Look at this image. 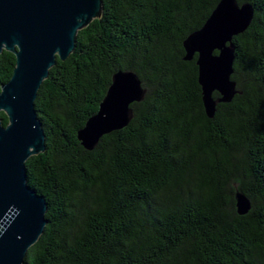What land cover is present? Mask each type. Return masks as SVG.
Listing matches in <instances>:
<instances>
[{"label":"trees","instance_id":"16d2710c","mask_svg":"<svg viewBox=\"0 0 264 264\" xmlns=\"http://www.w3.org/2000/svg\"><path fill=\"white\" fill-rule=\"evenodd\" d=\"M100 1L33 101L44 151L25 160V183L43 197L45 225L21 264H264V0H236L253 10L232 38L237 93L211 119L181 42L218 0ZM13 65L1 51L0 85ZM116 70L135 73L143 97L86 151L76 131ZM235 190L250 204L241 216Z\"/></svg>","mask_w":264,"mask_h":264},{"label":"water","instance_id":"95a60500","mask_svg":"<svg viewBox=\"0 0 264 264\" xmlns=\"http://www.w3.org/2000/svg\"><path fill=\"white\" fill-rule=\"evenodd\" d=\"M100 0H0V53L14 57L9 79L0 85V264H21L27 249L45 225V203L25 183L24 162L44 151V135L33 101L55 60L74 48L78 30L100 16ZM248 3L218 0L202 25L181 42L183 61L194 57L196 83L204 116L211 119L218 103L237 93L231 80L234 45L252 20ZM218 95L212 98V93ZM144 89L132 71L116 70L97 111L76 131L80 146L90 151L99 138L125 127L130 105L141 101ZM237 215L248 212L246 196L235 190Z\"/></svg>","mask_w":264,"mask_h":264},{"label":"flooded vegetation","instance_id":"af4514ba","mask_svg":"<svg viewBox=\"0 0 264 264\" xmlns=\"http://www.w3.org/2000/svg\"><path fill=\"white\" fill-rule=\"evenodd\" d=\"M194 59V57H193ZM258 143V139H255L254 140V147H253V151H252V154L250 155V158H251V161H252V165L255 167V168H258L260 166V163L258 162V155H257V149H256V145Z\"/></svg>","mask_w":264,"mask_h":264}]
</instances>
